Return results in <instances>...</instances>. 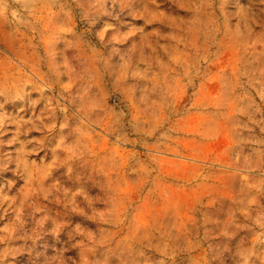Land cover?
<instances>
[{"label":"rangeland","instance_id":"374dc122","mask_svg":"<svg viewBox=\"0 0 264 264\" xmlns=\"http://www.w3.org/2000/svg\"><path fill=\"white\" fill-rule=\"evenodd\" d=\"M0 264H264V0H0Z\"/></svg>","mask_w":264,"mask_h":264}]
</instances>
